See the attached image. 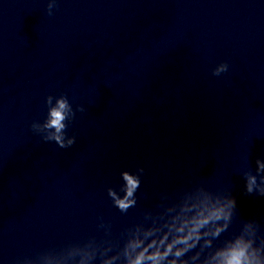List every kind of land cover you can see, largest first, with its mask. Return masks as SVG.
Wrapping results in <instances>:
<instances>
[{"label": "clouds", "instance_id": "1", "mask_svg": "<svg viewBox=\"0 0 264 264\" xmlns=\"http://www.w3.org/2000/svg\"><path fill=\"white\" fill-rule=\"evenodd\" d=\"M65 104L59 103L57 109L51 112V119L46 125L47 128L55 129L48 139L55 140L61 147H64L62 139V129L64 124L63 110ZM72 141H69L71 144ZM142 171V170H141ZM125 186L123 188V197L117 196L116 192L109 190V195L114 200L115 206L126 213L130 208L135 207V193L140 185L137 177L127 172L123 174ZM255 184V177L249 178L248 191H252V185ZM234 204L235 201H231ZM196 209L194 214L188 215L191 209H182L180 213L164 219L161 214L162 223H153L148 225L136 223L129 227L128 236L123 246V256L126 264H188V260L180 259L186 253L197 247L199 241L208 233L203 231L209 224L221 219L227 220L230 213L225 212L224 206L207 205L203 207L192 206ZM173 209H168V212ZM226 228H217L213 235H219ZM210 241H205V246H210ZM199 252L191 259H196ZM118 257L113 256L105 259L103 264H113ZM206 264H264V242L256 244L254 239H245L237 237L227 246L220 248L215 255Z\"/></svg>", "mask_w": 264, "mask_h": 264}]
</instances>
